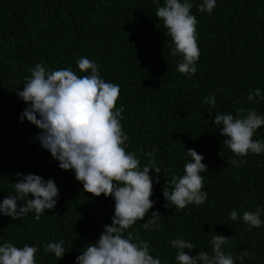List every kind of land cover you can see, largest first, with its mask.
<instances>
[{
	"label": "trees",
	"instance_id": "16d2710c",
	"mask_svg": "<svg viewBox=\"0 0 264 264\" xmlns=\"http://www.w3.org/2000/svg\"><path fill=\"white\" fill-rule=\"evenodd\" d=\"M192 3L200 57L189 79L177 70L181 57L170 53L171 37L155 16L154 0H0V200L13 194L16 173L52 178L59 188L56 207L38 221L34 213L22 220L0 216V243L37 246V264H75L111 224L113 199L84 191L73 171L60 169L41 149L39 130L20 122L26 104L16 95L37 63L50 71L71 67L79 76L86 73L76 62L87 57L99 65L101 78L119 85L115 107L123 109L126 151L146 165V153L156 149L161 173L150 170L160 176L150 197L155 204L129 230L134 237L148 241L162 264H176L171 240H190L196 246L190 255H211L215 234L229 238L223 251L234 264H264V226L249 230L242 220L229 219L232 210L242 216L264 208V154L234 157L213 124L216 114L236 115L242 107L264 114V101H247L250 90L264 91V0H217L211 15L198 10L203 0ZM210 94L215 108L203 103ZM253 139L264 140V126ZM188 149L204 157L208 198L178 210L167 206L163 190H171L167 183L174 175L184 174ZM152 212L160 215L159 230L143 228ZM60 240L68 251L56 261L41 245Z\"/></svg>",
	"mask_w": 264,
	"mask_h": 264
},
{
	"label": "clouds",
	"instance_id": "9594fccd",
	"mask_svg": "<svg viewBox=\"0 0 264 264\" xmlns=\"http://www.w3.org/2000/svg\"><path fill=\"white\" fill-rule=\"evenodd\" d=\"M157 5L155 16L163 21V26L171 37L172 56H180L177 70L189 79L197 72L196 63L200 57L198 47L197 18L191 12L192 0H154ZM217 0H203L198 10L211 15ZM77 67L85 75H77L71 67L47 70L43 61L30 69L22 90L16 95L26 107L20 114V122L25 120L38 130L35 139L41 149L47 150L58 162L62 170H71L83 190L95 197L104 195L114 201V215L111 224L105 225L94 243L86 245L75 259V264H162L159 256H153L148 241L138 240L129 231L138 221L144 220L155 200L153 185L160 183L161 173L154 163L152 152L146 153L149 163L141 165L134 152H127L125 142L128 136L122 129V108H116L120 95L119 85L106 82L99 73V65L87 57L77 60ZM247 101H264V91L259 88L249 91ZM215 108V94L203 101ZM213 124L226 139L223 143L234 157L264 154V140L253 139L257 130L264 126V114L255 109L240 108L236 115L216 114ZM191 158L184 165V174L174 175L167 184L171 190H163L167 206L183 210L189 205L206 203L208 193L204 190L207 166L204 157L193 149H188ZM243 163L244 161H240ZM231 163L237 165V160ZM13 194L0 200V216L22 220L30 213L40 220L45 210L56 207L59 188L54 179L44 180L37 174L16 173ZM31 194V199H29ZM18 201H23L18 206ZM160 215L152 212L151 218L143 223L145 230H159L157 219ZM264 208L243 211L241 216L232 210L229 219L242 220L251 230L264 226ZM229 241L223 235L215 234L210 241L212 254L201 250L190 255L196 246L182 238L171 240L177 250L176 264H234L233 258L223 251ZM46 254H52L56 261L68 251L63 240L42 244ZM185 249L189 252L186 253ZM35 245L25 243L18 247L12 242L0 243V264H37Z\"/></svg>",
	"mask_w": 264,
	"mask_h": 264
}]
</instances>
